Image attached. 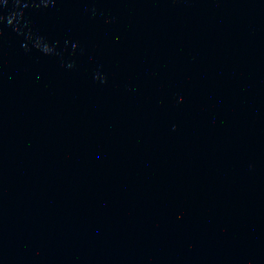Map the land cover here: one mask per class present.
<instances>
[{
	"label": "water",
	"instance_id": "95a60500",
	"mask_svg": "<svg viewBox=\"0 0 264 264\" xmlns=\"http://www.w3.org/2000/svg\"><path fill=\"white\" fill-rule=\"evenodd\" d=\"M0 264H264V0H0Z\"/></svg>",
	"mask_w": 264,
	"mask_h": 264
}]
</instances>
